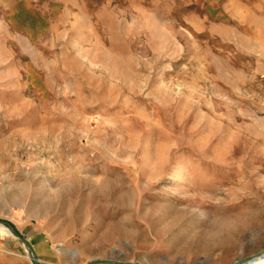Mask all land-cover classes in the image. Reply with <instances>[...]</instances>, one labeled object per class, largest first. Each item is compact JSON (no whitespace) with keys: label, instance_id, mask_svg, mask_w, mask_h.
Returning <instances> with one entry per match:
<instances>
[{"label":"rangeland","instance_id":"obj_1","mask_svg":"<svg viewBox=\"0 0 264 264\" xmlns=\"http://www.w3.org/2000/svg\"><path fill=\"white\" fill-rule=\"evenodd\" d=\"M0 221V264H258L264 0H0Z\"/></svg>","mask_w":264,"mask_h":264},{"label":"water","instance_id":"obj_2","mask_svg":"<svg viewBox=\"0 0 264 264\" xmlns=\"http://www.w3.org/2000/svg\"><path fill=\"white\" fill-rule=\"evenodd\" d=\"M0 222H1L3 225H8L12 232L17 233L16 229L14 228V226H13L12 224H9L7 221H6V222H5V221H0ZM17 235H18V237H19V239H20L21 241H25L26 243H28V241H26V240H25L22 236H20L18 233H17ZM28 244H29V243H28ZM32 252H33V251H32ZM33 254H34V253H33ZM32 258H33V261H32L33 264H40L38 258H36L35 255H34ZM94 263H96V261H92V262L89 263V264H94Z\"/></svg>","mask_w":264,"mask_h":264},{"label":"crops","instance_id":"obj_3","mask_svg":"<svg viewBox=\"0 0 264 264\" xmlns=\"http://www.w3.org/2000/svg\"><path fill=\"white\" fill-rule=\"evenodd\" d=\"M36 234H40V233H34V234L30 237V240H31V241H32V237L35 236ZM41 234H42V233H41ZM42 235H43V234H42ZM43 236H44V235H43ZM44 240H46L45 237H44ZM26 241H27V240H26ZM32 242H33V241H32ZM46 242H47V240H46ZM5 243H6V242H4V241H0V247H1L0 251L3 250L2 247H3V245H4ZM47 243H48V242H47ZM48 245H49V244H48ZM33 246H34V244H33ZM34 249H35V247H34ZM35 251H36V250H35ZM38 256H39V255H38ZM38 258H40V256H39Z\"/></svg>","mask_w":264,"mask_h":264},{"label":"bare ground","instance_id":"obj_4","mask_svg":"<svg viewBox=\"0 0 264 264\" xmlns=\"http://www.w3.org/2000/svg\"><path fill=\"white\" fill-rule=\"evenodd\" d=\"M6 231H10L9 227L7 228ZM35 240H37V239H35ZM32 241H33V240H32ZM36 242H37V241H36ZM28 258H29L31 261H33V258H32L31 255H29ZM262 262H264V258H261V260L258 261V264H261Z\"/></svg>","mask_w":264,"mask_h":264}]
</instances>
